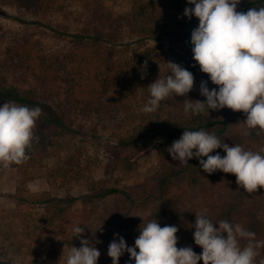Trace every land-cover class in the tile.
Segmentation results:
<instances>
[{
	"label": "rangeland",
	"instance_id": "obj_1",
	"mask_svg": "<svg viewBox=\"0 0 264 264\" xmlns=\"http://www.w3.org/2000/svg\"><path fill=\"white\" fill-rule=\"evenodd\" d=\"M134 1L108 0L106 4L117 15L125 16L132 12ZM64 7L57 8L45 16L36 11L13 8L0 3V79L19 88L38 87V79L30 71L21 70L14 73L5 65L10 48L25 41L34 43L40 57L49 56L51 60L52 58L57 60V63L62 60L68 64L70 70L71 67H77L80 60L73 62L70 60V55L76 48L72 35L81 33L86 26L94 25L96 22L84 3L66 2ZM186 7L193 6L188 4ZM240 7L241 2L237 5L238 12ZM172 14L180 15L187 21L188 26L176 28L171 37L165 38L162 44L167 50L171 48V55L156 66L146 67L144 78L150 83L158 78L164 79L170 74L167 63L172 62L193 74L194 85L187 96L162 101L166 107V110L162 111V117L178 116L180 113L177 112L178 108L185 113V99L204 102L206 98L200 95L202 81L207 82L210 90L213 88L218 90V86L211 83L209 76L200 71L199 65L193 59L191 32L198 27V19L194 16L189 19L178 11ZM131 30L137 29L125 23L122 31L124 35L128 32V35L123 41L134 43L136 47L134 40L138 36L134 35L135 32L132 35ZM147 44L152 47L159 45L154 40L148 41ZM121 48L125 49L120 46ZM122 55L129 53L124 51ZM65 96L63 90L60 96L54 95V98L57 103L66 104ZM113 98L115 102L110 104L113 107L107 108L108 112L73 114L76 129L73 134L45 139L46 135L42 134L36 125L34 136L38 137L36 141L39 142V149L28 156L29 159L35 160V167H28L29 159L20 165L13 164L7 168L0 166V264H66L67 255L72 247L70 240L86 237L100 252L97 264H112L108 256L111 237L119 234L130 235L136 239L139 236L140 226H143L142 223L145 222L154 204L153 198L130 205L121 194H115L101 203L94 204L97 208L93 207V204L90 205V210L82 201V197L90 193L92 183H100L102 187L127 189L137 199L146 200L154 191L152 182L162 169L163 158L160 156L161 144L158 136L140 139L138 143L128 148L118 145L121 136L134 133V130L137 131L134 135L137 137L141 125L151 113L141 111L144 103L129 97H119L115 91L109 93L103 101L107 105ZM231 113L232 117L239 121L231 124L226 136L223 137L224 143L229 146L243 145L253 152L262 151L264 134L257 135L256 132H252L249 136L243 135L246 115L243 112ZM167 148L165 146L163 148L165 157L169 155ZM61 168L73 171H70L73 176H65L59 171ZM77 172L81 174L77 175ZM211 175L205 173V186L197 193L188 195L187 206L182 210L185 213L183 222L189 226L195 224L196 214L204 213L217 221L219 213L229 207L228 197L219 190L225 184L223 179L214 180ZM20 182L23 184L24 198L37 195L58 199L60 202L63 200L62 202L66 201L63 207L69 205L68 212L46 214L47 217L44 218L45 211L42 206L22 203L17 199V186ZM175 191L183 193L187 190L180 187ZM262 207L264 188H258L252 195L247 194L244 203L238 207L237 212H234L233 225L240 224L248 231L249 217L253 211L258 212L256 217L264 221ZM88 211L93 216L92 219L86 220ZM77 226L82 227L84 232L80 238H73V229ZM214 226L219 227L218 224ZM192 230L193 227H190V231ZM179 237L184 247H192L186 240V234ZM240 244L243 247L247 241L242 239ZM262 253L264 256V249ZM258 258H255V263L260 260ZM121 264L129 262L124 260Z\"/></svg>",
	"mask_w": 264,
	"mask_h": 264
},
{
	"label": "trees",
	"instance_id": "obj_2",
	"mask_svg": "<svg viewBox=\"0 0 264 264\" xmlns=\"http://www.w3.org/2000/svg\"><path fill=\"white\" fill-rule=\"evenodd\" d=\"M106 1L108 0H0L3 5L36 11L45 16L57 8L64 9L66 2H80L88 6V11L91 12L96 22L94 25L86 26L81 33L72 35L76 48L71 53L70 60H72L71 62L80 60V63L76 65L77 67H71V70L68 64L62 60L57 63V60L55 61L54 58L51 60L49 56L40 57L34 43L29 41L14 45L7 54L5 63L7 68L14 73L21 70L30 71L38 79V87L19 88L0 79V106H3L7 101H15L19 105L40 107L43 114L37 120L36 125L40 128L41 133L46 135L45 139L76 132L74 119H72L73 114L82 112L90 115L92 112L99 114L108 112L107 108L113 107L110 104L115 102V98L109 100L107 105L103 99L113 91L119 97H129L145 104L150 98L147 87L152 83L146 78L141 79V70L144 69L145 64L147 67L156 66L171 55V48L167 50L162 43L167 36L171 37L174 34L176 28L188 26L187 21L180 15L172 14L177 11L184 13L183 11L188 5L187 0H135L132 12L125 16L117 15L109 9ZM240 2L239 12H247L253 7H264V0H240ZM125 23L133 25L137 29L131 30L132 35L135 32L134 35L138 36L134 40L137 44L136 47L133 45L134 43L123 41L128 35V32L124 35L122 31ZM150 40L158 42L159 45L155 47L148 45L147 42ZM120 46L125 49L121 48L123 50L121 51ZM124 51L129 55H122ZM63 90L66 93V104L57 103L54 98V95L60 96ZM164 110L166 107L161 103L158 110L151 113L141 125V131L137 137L134 136L137 132L134 130V133L121 136L118 141L120 147L128 148L138 143L140 139L158 136L161 144L160 156L163 158L162 169L154 178L152 182L154 191L148 195L147 199L139 200L127 189L102 187L100 183H92L90 193L82 197V201L83 205L90 210V205L93 204V207L97 208L94 204L101 203L115 194H121L130 205L143 203V201L153 198L154 204L144 223L156 219L161 227L176 226L178 228L177 248L184 247L179 236L186 234V240L189 241L193 251L199 255L202 254V249L194 242L195 228L193 227V230L190 231L192 225L189 226L183 222L185 218L183 207L187 206L186 200L190 193H197L205 186V173L201 169L198 159L189 160V166H181L179 162L173 161L170 155L165 157L163 148L164 146L170 147L173 141L182 136L184 130L206 131L223 141L231 124L239 120L232 117V110L228 108L220 111L209 110V115L206 109L205 113L196 116L185 114L178 108L177 112L180 111L178 116L162 117L161 114ZM38 143L35 139L33 140L31 148L26 150L27 156L33 155L39 149ZM241 146L247 150L245 146ZM217 153L221 157L226 155L222 148L216 149L210 155ZM260 153L264 155V149ZM29 160L28 167H35V160ZM59 171L65 176H73L70 173L71 170L66 168H61ZM79 174L81 173L77 172V175ZM23 176L25 177V175ZM211 176L214 180L223 179L225 184L219 190H222V193L228 197L230 203L229 207L219 213L217 221H214L211 216L206 215V218L214 224H218L222 220L233 224L234 212L238 211V207H241L245 196L249 193L238 187L233 174L217 170ZM180 187H184L187 191L176 192L175 189ZM17 196V199L22 203L42 206L45 211L44 218L48 214L68 212L67 206L69 205L63 207L66 202H62L63 200L60 202L58 199H48L37 195L24 198L22 182L17 186ZM262 209L264 210V207ZM253 212L249 217L248 231L255 233V241H264V221L256 217L258 212ZM90 214L88 211L86 220L92 219L93 214L91 216ZM224 235L226 236V234ZM119 236L125 239L129 247L134 246L135 239L130 235ZM113 239L114 235L111 237V241ZM70 245L79 248L80 239L70 240ZM263 249L264 247L258 249L257 258L259 257L260 260L255 264H264ZM124 260H128L129 264H135L127 252L120 257L119 264ZM199 264H203V262L200 261Z\"/></svg>",
	"mask_w": 264,
	"mask_h": 264
},
{
	"label": "clouds",
	"instance_id": "obj_3",
	"mask_svg": "<svg viewBox=\"0 0 264 264\" xmlns=\"http://www.w3.org/2000/svg\"><path fill=\"white\" fill-rule=\"evenodd\" d=\"M187 3L193 7H186L184 16L189 19L194 16L199 21L191 32L193 59L218 90H210L207 82L202 81L200 95L206 100L185 99V114L196 116L207 109L209 115V110L228 108L246 115L243 135L264 134V7L238 12L240 0H187ZM167 65L170 74L147 87L150 98L141 108L142 112L154 113L162 101L185 97L192 91L193 74L181 65L172 62ZM146 67L145 64L141 70V79L146 75ZM42 114L40 107L19 105L15 101L0 106V166L20 165L29 159L26 150L31 148L34 139L38 140L34 129ZM221 148L225 156L210 155ZM166 151L181 166H189L188 161L195 158L209 175L217 170L235 175L238 187L249 194L264 188V155L245 150L239 144L229 146L209 132L184 130ZM142 224L132 247L119 234L114 235L108 247L112 264H119L126 252L135 264H199L200 261L255 264L258 249L264 247V241H255V233L240 224L222 220L217 228L204 213L196 214L192 225L194 242L202 249L199 255L191 247L177 248L176 226L161 227L156 219ZM73 231V238H80L84 229L77 226ZM242 239L247 241L243 247ZM99 257L100 252L91 240L80 239L79 248L71 247L66 264H97Z\"/></svg>",
	"mask_w": 264,
	"mask_h": 264
}]
</instances>
